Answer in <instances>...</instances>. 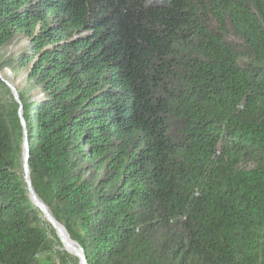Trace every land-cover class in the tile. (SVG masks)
<instances>
[{
    "label": "trees",
    "instance_id": "1",
    "mask_svg": "<svg viewBox=\"0 0 264 264\" xmlns=\"http://www.w3.org/2000/svg\"><path fill=\"white\" fill-rule=\"evenodd\" d=\"M18 37L40 97L0 102V264L80 261L24 133L86 264H264V0H0Z\"/></svg>",
    "mask_w": 264,
    "mask_h": 264
},
{
    "label": "rangeland",
    "instance_id": "2",
    "mask_svg": "<svg viewBox=\"0 0 264 264\" xmlns=\"http://www.w3.org/2000/svg\"><path fill=\"white\" fill-rule=\"evenodd\" d=\"M16 41V42H15ZM28 42L25 41L22 37L16 38L11 44L6 47L0 48V102L5 106H11V98H12V90L5 84V80L8 81L14 88L16 89L17 93L18 90H25L26 96L28 97V101H32L40 97V93L33 88L34 86L31 84L30 81L26 78V70L16 65H12L9 67V63L13 64L15 59L19 56V53L27 47ZM19 100V99H18ZM17 100V101H18ZM16 115H18V119L20 120L23 128L26 129V124L24 121V117L26 114L22 110V108H17ZM22 128V129H23ZM24 129V131H25ZM23 140L27 139L26 133L22 134ZM24 143V141H23ZM46 219V218H44ZM50 223V222H48ZM51 224V223H50ZM56 231V230H55ZM57 234V232H56ZM58 236V234H57ZM59 238V236H58ZM60 241V238H59ZM61 248L58 245L54 246V251H58L63 249L67 253H69L64 247L62 242L60 241ZM52 252H46L40 257V264H62L53 254ZM72 256H75L73 253H69ZM67 264H73V260H67ZM80 264V261H79Z\"/></svg>",
    "mask_w": 264,
    "mask_h": 264
},
{
    "label": "water",
    "instance_id": "3",
    "mask_svg": "<svg viewBox=\"0 0 264 264\" xmlns=\"http://www.w3.org/2000/svg\"><path fill=\"white\" fill-rule=\"evenodd\" d=\"M0 75H1V74H0ZM5 84L8 85V87L12 90V93H13L14 98H15L16 100H18L19 98H18L17 91H16V89L14 88V86H12V85H11L8 81H6V80H5ZM18 101H19V100H18ZM27 158H28V147H27V145H26V146H25V161H24V179H25V184H26V186H27V188H28L29 193H30L31 196H32V199H35V200L38 201V199H37L35 193H34L33 190H32L31 183H30L29 178H28ZM39 203H40V205H41V207H42V210L45 212L48 221L51 223L52 227H53L56 231H58L59 229H60V230L63 229V228H62V227H61V226H60V225H59V224H58V223H57V222L51 217V215H50L49 212L47 211L45 205H44L42 202H40V201H39ZM57 225H59V227H58ZM60 241H61V240H60ZM73 249H74V253H73V254H74L76 257L79 258V260H80V264H86V263H85V258H84V256L82 255L81 251L78 249V247H73Z\"/></svg>",
    "mask_w": 264,
    "mask_h": 264
},
{
    "label": "bare ground",
    "instance_id": "4",
    "mask_svg": "<svg viewBox=\"0 0 264 264\" xmlns=\"http://www.w3.org/2000/svg\"><path fill=\"white\" fill-rule=\"evenodd\" d=\"M24 146H26V139L24 140ZM24 158H25V155H24ZM30 194V193H29ZM30 197L32 199V196L30 194ZM32 202L34 203V205H36L44 214L45 218L47 219L46 217V214L45 212L42 210V207L39 203V200H35V199H32ZM48 220V219H47ZM49 222V221H48ZM59 227V225H57ZM62 244H63V247L69 252V253H74V249L73 247H77L76 243H74L69 237L68 235L66 234L65 230L64 229H59L58 231H56ZM78 249L80 250V248L78 247ZM81 251V250H80Z\"/></svg>",
    "mask_w": 264,
    "mask_h": 264
}]
</instances>
